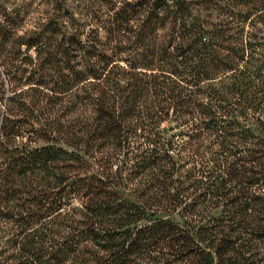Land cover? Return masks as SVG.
<instances>
[{"label":"trees","instance_id":"trees-1","mask_svg":"<svg viewBox=\"0 0 264 264\" xmlns=\"http://www.w3.org/2000/svg\"><path fill=\"white\" fill-rule=\"evenodd\" d=\"M13 1L0 264H264V0Z\"/></svg>","mask_w":264,"mask_h":264},{"label":"rangeland","instance_id":"rangeland-1","mask_svg":"<svg viewBox=\"0 0 264 264\" xmlns=\"http://www.w3.org/2000/svg\"><path fill=\"white\" fill-rule=\"evenodd\" d=\"M18 2V1H21V0H14V2ZM22 1H25V2H30L29 0H22ZM16 4V3H14ZM27 8H29L31 11L32 10H37V13H34V14H41V13H44L46 10H47V6L45 4V0H37V1H34V3H32L30 6H28Z\"/></svg>","mask_w":264,"mask_h":264}]
</instances>
